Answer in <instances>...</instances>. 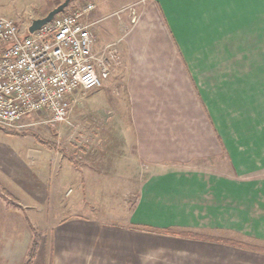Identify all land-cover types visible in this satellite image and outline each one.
<instances>
[{
  "label": "crops",
  "instance_id": "obj_1",
  "mask_svg": "<svg viewBox=\"0 0 264 264\" xmlns=\"http://www.w3.org/2000/svg\"><path fill=\"white\" fill-rule=\"evenodd\" d=\"M63 1L31 0V19ZM85 2L98 46L121 56L103 87L72 97L98 121L74 150L96 156L0 139V264H24L32 216L50 207L75 211L43 225L32 264H264V251L228 242L264 246V0H118L116 40L97 31L111 0L70 8ZM104 189L118 203L97 213Z\"/></svg>",
  "mask_w": 264,
  "mask_h": 264
},
{
  "label": "built area",
  "instance_id": "obj_2",
  "mask_svg": "<svg viewBox=\"0 0 264 264\" xmlns=\"http://www.w3.org/2000/svg\"><path fill=\"white\" fill-rule=\"evenodd\" d=\"M95 7L85 2L65 9L33 33L0 15V127L21 128L33 113L64 122L73 95L101 88L114 75L121 64L117 44L99 47L84 20Z\"/></svg>",
  "mask_w": 264,
  "mask_h": 264
},
{
  "label": "rangeland",
  "instance_id": "obj_3",
  "mask_svg": "<svg viewBox=\"0 0 264 264\" xmlns=\"http://www.w3.org/2000/svg\"><path fill=\"white\" fill-rule=\"evenodd\" d=\"M6 5L11 4V0H3ZM116 1L118 0H111V3L109 6L105 9L103 12V20L101 23L98 24V34L100 38L106 39V40H116L122 36L123 33V27L118 26L120 14L119 12L115 13L113 10L116 8ZM78 3L79 0H70L69 5L66 7V9H69L71 6H73L74 3ZM12 6L15 10L16 7V14L13 11L10 12L8 10H5L8 14H11L9 17L15 19L21 28L22 31H24L28 24L31 23V18L34 15L35 12V6H33L31 0H24L23 6L20 4V2L12 3ZM133 7H131L130 10H132ZM135 8V7H134ZM5 16V15H3ZM8 17V16H7ZM100 46V45H99ZM236 72L233 71V76H237ZM118 73V72H117ZM113 76V75H112ZM117 77H119L117 75ZM97 90L93 91L96 92ZM92 93V92H90ZM80 96H83L85 94L78 93ZM105 95V94H104ZM109 95V94H107ZM88 109L95 110V107H91ZM124 109V107H123ZM82 113L80 112V108L78 103L73 104L69 117L64 122H49L50 115L47 113H33L28 116H26L20 123L23 125L21 128H6V127H0V139H6L15 146H18L19 148L28 149L33 148L35 146L43 147V149H46V145L41 143L39 139L36 138L35 132L38 133L43 139L54 141L55 144L60 147L61 152L69 153V154H77V159L80 161L88 160V158L96 156L95 150L88 151L87 154H82L80 152L77 153L78 150H74V146L79 145L81 142L85 141V129L88 128H95V125L98 124V121L96 122V117H92L85 119V115L81 117ZM251 117H253L252 114H250ZM259 119V118H258ZM85 120H88L86 123ZM260 120V119H259ZM91 121V123H90ZM24 130H28L26 134H23ZM22 131V132H21ZM264 132V131H263ZM84 133V134H82ZM81 141V142H80ZM118 151V150H117ZM116 150H106L103 153H105V157H112L114 154H117ZM60 152V153H61ZM65 161H67L65 159ZM112 189V188H111ZM111 189H104L103 195L97 197L95 201H98V204L93 203V211H98L100 213L105 212L106 210L112 209L111 206H115L114 203H118L112 196L114 191H111ZM118 194V193H117ZM116 195V194H115ZM75 196V193L71 194L70 197H66V200H72ZM131 201L133 198H130ZM90 207V206H88ZM118 208H122L121 206ZM117 208V209H118ZM75 210H68V208L62 210L61 208L55 207V209L52 210V207L46 208L42 211V213L32 216L37 223V227L39 228V231L41 232V238H42V229L43 225L48 221L52 222L53 220H57L60 216L73 214ZM94 213V212H93ZM96 213V214H97ZM90 214V213H87ZM95 214V213H94ZM99 216V214H98ZM47 224V223H46ZM154 228V227H153ZM251 241L250 239H247V241Z\"/></svg>",
  "mask_w": 264,
  "mask_h": 264
},
{
  "label": "trees",
  "instance_id": "obj_4",
  "mask_svg": "<svg viewBox=\"0 0 264 264\" xmlns=\"http://www.w3.org/2000/svg\"><path fill=\"white\" fill-rule=\"evenodd\" d=\"M28 130H24L23 134H26ZM36 138L39 139V141L43 144H45L46 146H49L50 148H55V142L51 141V140H46L43 139L38 133H34ZM70 159H72L74 161V157H69ZM146 229L154 232V233H158L161 235H166V236H174V237H189V238H202L201 234H198L196 232L193 231H182L176 228H162V229H156L153 227H146ZM40 240H41V232L35 228L34 230V234H33V239L31 242V245L29 247L27 256L25 258L24 264H32L34 258L37 255L39 246H40ZM230 244L235 245V246H240V247H245V248H250V249H256V250H261L264 251V246H255V245H251L249 243L246 242H241V241H235L233 239H230Z\"/></svg>",
  "mask_w": 264,
  "mask_h": 264
},
{
  "label": "water",
  "instance_id": "obj_5",
  "mask_svg": "<svg viewBox=\"0 0 264 264\" xmlns=\"http://www.w3.org/2000/svg\"><path fill=\"white\" fill-rule=\"evenodd\" d=\"M69 3L70 0H64L62 3L58 4L52 10H50L45 16L33 19L28 27V31L30 33H33L34 31L41 28L44 24L51 21L55 17V15L63 12L69 5Z\"/></svg>",
  "mask_w": 264,
  "mask_h": 264
}]
</instances>
